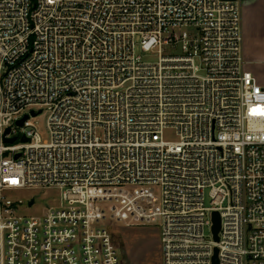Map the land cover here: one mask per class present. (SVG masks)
Returning <instances> with one entry per match:
<instances>
[{
	"label": "built area",
	"instance_id": "1",
	"mask_svg": "<svg viewBox=\"0 0 264 264\" xmlns=\"http://www.w3.org/2000/svg\"><path fill=\"white\" fill-rule=\"evenodd\" d=\"M33 189L59 204L22 216ZM151 222L162 264H264L240 0H0V264H125L116 230Z\"/></svg>",
	"mask_w": 264,
	"mask_h": 264
},
{
	"label": "rangeland",
	"instance_id": "2",
	"mask_svg": "<svg viewBox=\"0 0 264 264\" xmlns=\"http://www.w3.org/2000/svg\"><path fill=\"white\" fill-rule=\"evenodd\" d=\"M145 60L153 62L155 57L147 55ZM31 123L37 127L42 140L46 141L48 139L47 116L43 115L32 119ZM10 197L25 203L21 215L28 218L42 216L46 205L56 206L59 204V192L55 190L18 191L11 193ZM32 199H35L36 203L34 207L30 208L28 203ZM116 239L125 264H162L160 231L155 223H147L146 226L140 227L119 226L116 230Z\"/></svg>",
	"mask_w": 264,
	"mask_h": 264
},
{
	"label": "crops",
	"instance_id": "3",
	"mask_svg": "<svg viewBox=\"0 0 264 264\" xmlns=\"http://www.w3.org/2000/svg\"><path fill=\"white\" fill-rule=\"evenodd\" d=\"M246 68L264 76V0H240Z\"/></svg>",
	"mask_w": 264,
	"mask_h": 264
},
{
	"label": "water",
	"instance_id": "4",
	"mask_svg": "<svg viewBox=\"0 0 264 264\" xmlns=\"http://www.w3.org/2000/svg\"><path fill=\"white\" fill-rule=\"evenodd\" d=\"M230 1H236V0H230ZM33 116H36L35 113H32ZM29 117L28 116H25L22 120H19L16 125L17 126H23L24 122L28 119ZM11 131L10 129H8L6 131V134H9ZM15 141V139H6L5 142L6 143H13ZM23 142H27V140L24 138L22 140ZM34 204V200L30 201L29 205L32 206ZM213 223H214V227H213V232H214V236H215V240L218 241V233L220 231V224H221V220H220V215L218 213H214L213 215ZM217 254H218V251L216 250V255H215V258H214V263L217 264L218 263V260H217Z\"/></svg>",
	"mask_w": 264,
	"mask_h": 264
}]
</instances>
